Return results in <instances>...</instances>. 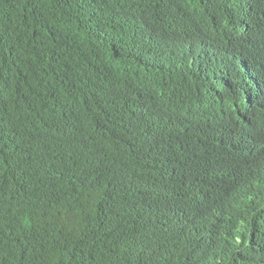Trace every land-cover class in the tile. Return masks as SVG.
<instances>
[{
    "label": "trees",
    "instance_id": "trees-1",
    "mask_svg": "<svg viewBox=\"0 0 264 264\" xmlns=\"http://www.w3.org/2000/svg\"><path fill=\"white\" fill-rule=\"evenodd\" d=\"M232 9L0 0V264H264V111L231 119L264 49L192 30Z\"/></svg>",
    "mask_w": 264,
    "mask_h": 264
},
{
    "label": "clouds",
    "instance_id": "clouds-1",
    "mask_svg": "<svg viewBox=\"0 0 264 264\" xmlns=\"http://www.w3.org/2000/svg\"><path fill=\"white\" fill-rule=\"evenodd\" d=\"M224 1L232 3L234 6V9L230 11V18L223 20L218 25H208L207 15L209 12L200 14L197 17L198 23L192 30L203 38L209 39L214 36L220 37L219 31L224 28L226 33L221 38L222 45H224L223 42L225 37L230 44L243 40L249 44L244 48L256 51L259 46H262L264 49V6H262L261 0H256L257 9L251 18L248 16L249 13L246 7L235 8L234 0ZM260 21H262V23H260ZM263 58L264 56L259 61L254 58H243L239 64L241 81L245 90L241 94L242 100L237 105V111L234 115H231V119L235 129L249 137L257 134L256 121L258 113L256 109L260 108L261 111H264V81L262 78L261 65L258 66ZM251 71L254 72L258 86L255 82L253 83L255 80L254 77H252ZM209 87H213V85L211 84L208 88ZM216 88L217 87L214 86V89ZM247 97L250 99L249 102ZM228 118L229 117H227V120ZM245 160L247 163L252 160L251 152L245 154Z\"/></svg>",
    "mask_w": 264,
    "mask_h": 264
}]
</instances>
